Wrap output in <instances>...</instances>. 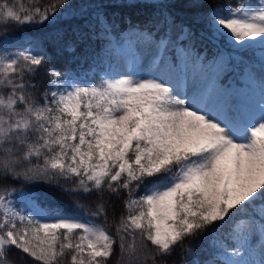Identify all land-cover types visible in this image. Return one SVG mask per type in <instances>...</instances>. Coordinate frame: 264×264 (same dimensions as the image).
Wrapping results in <instances>:
<instances>
[{
  "label": "snow or ice",
  "instance_id": "obj_1",
  "mask_svg": "<svg viewBox=\"0 0 264 264\" xmlns=\"http://www.w3.org/2000/svg\"><path fill=\"white\" fill-rule=\"evenodd\" d=\"M68 6L0 0V29L47 26ZM144 6L118 36L82 13L42 51L9 52L0 34V264H167L181 245L184 264H264V0ZM49 45H84L99 72L59 70ZM41 184L70 210L46 205Z\"/></svg>",
  "mask_w": 264,
  "mask_h": 264
},
{
  "label": "trees",
  "instance_id": "obj_2",
  "mask_svg": "<svg viewBox=\"0 0 264 264\" xmlns=\"http://www.w3.org/2000/svg\"><path fill=\"white\" fill-rule=\"evenodd\" d=\"M120 2H122V0H68L69 6L63 8L61 10V15L47 26H23L20 28L13 27L9 29H0V34H2L4 31L12 33V37L7 45V50L9 52H15L19 47L33 51H42V47H37V45H40L42 41H45L55 29L63 30L67 33L66 38H71V29L82 24V13L94 16L96 10H98L100 13L106 14L110 20H114L116 22V35L118 36L119 29L123 28L125 24L129 22L135 23L137 20L143 19L153 11V9L144 6L146 2L150 3L152 0H139L138 6L136 7H113L114 4ZM177 2L181 3L185 2V0H177ZM210 2L225 4L228 3L229 0H210ZM24 3L25 6H28L29 4L35 5L37 3L41 6H46L50 3H59V0H24ZM176 11H179V9ZM205 45H207L208 55L211 57L216 49H214L211 44H208L207 41H204L203 43H197V47L201 50L204 49ZM93 47H99V45H93ZM48 51L53 57L49 63H54L61 71H64L66 68H73L76 72H79L82 77L86 75L89 79L93 78V73L99 72V69L91 60L85 63L82 59H80L84 53V45H79L77 47L76 53L74 54H69L66 52L59 54L54 51L50 45L48 46ZM72 56H76L78 59H76L75 62H72ZM114 66L115 64L112 65V71ZM41 71L43 72V69ZM36 79L37 82H40L41 80H46L47 78L39 76ZM13 187L19 189L21 185L14 184ZM39 187L43 192V202L46 205L70 210L74 198H70L61 194L56 188H48L43 184H41ZM143 194L144 189L141 187L137 195ZM121 207L122 201L117 202L118 211L121 210ZM206 236L207 233L192 241L193 251L199 250L200 248L206 246ZM183 247H185V245H181L175 250L173 256L167 261V264H184V262L189 259V257L182 255L180 248ZM30 261L31 258H28V261H22L21 264H29ZM160 264H164V262L161 261Z\"/></svg>",
  "mask_w": 264,
  "mask_h": 264
},
{
  "label": "rangeland",
  "instance_id": "obj_3",
  "mask_svg": "<svg viewBox=\"0 0 264 264\" xmlns=\"http://www.w3.org/2000/svg\"><path fill=\"white\" fill-rule=\"evenodd\" d=\"M135 1L136 0H133V2H135ZM145 66H147V65H145ZM121 70H122V68H121L120 64L118 62L115 63V66H114V69H113V73L119 72Z\"/></svg>",
  "mask_w": 264,
  "mask_h": 264
}]
</instances>
